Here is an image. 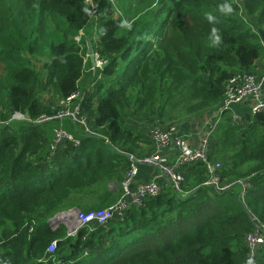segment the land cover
Instances as JSON below:
<instances>
[{"label": "trees", "instance_id": "16d2710c", "mask_svg": "<svg viewBox=\"0 0 264 264\" xmlns=\"http://www.w3.org/2000/svg\"><path fill=\"white\" fill-rule=\"evenodd\" d=\"M95 1L96 20L85 0H0V259L11 264H248L246 235L256 227L254 217L264 223V114L247 117L248 129L221 123L212 141L210 158L222 163V181H254L245 203L240 185L225 192L204 187L205 170L196 165L184 183L187 195L165 189L125 218L82 228L76 237H68L63 224L51 227L59 213L100 211L120 198L127 157L105 140L123 152L130 149L136 140L128 117L149 128L199 117L218 107L236 72H254L264 56L258 33L264 30V0ZM223 3L231 4L232 14L219 12ZM116 4L119 16H113ZM125 22L130 29L122 27ZM213 27L221 38L215 46ZM80 32L85 36L77 42ZM88 42L109 62L83 105L84 114L94 113L91 125L101 136L89 135L71 119L42 125L12 121L17 112L34 120L52 113L82 90V45L88 52ZM50 91L53 107L42 98ZM61 124L83 144L50 158L53 131ZM54 242L57 253L51 256Z\"/></svg>", "mask_w": 264, "mask_h": 264}, {"label": "built area", "instance_id": "2783aa9c", "mask_svg": "<svg viewBox=\"0 0 264 264\" xmlns=\"http://www.w3.org/2000/svg\"><path fill=\"white\" fill-rule=\"evenodd\" d=\"M85 3L91 8L92 17L96 20L99 13L98 3L95 0H85ZM84 32H80L77 37L81 41ZM98 71L96 80L102 78L101 68L107 61L102 60L98 53L94 52ZM89 60V56H87ZM89 91V90H87ZM86 92L79 90L67 99L59 102L57 108L52 113L42 115L38 119H32L28 114L20 112L12 116V121H28L42 125L50 121H63L71 119L75 123L83 126L86 133L92 136H101L91 125L89 114H84V102L88 96ZM250 102L252 104L254 116L264 114V74L256 72H236L227 82L226 93L222 101L216 108L220 118L238 104ZM231 124L241 125L244 128L242 117H233ZM179 128L177 124H155L150 129V141L153 144V150L146 154H136L123 152L111 141H106L111 149L120 151L127 157L128 168L125 172L124 179L121 183V196L111 206L91 213H84L79 209L71 212H63L56 215L50 220L51 227L55 230L60 224L67 227V236L76 237L78 232L85 227L90 229L106 226L109 222L121 220L127 216L131 209H141L146 205L148 199H156L161 196L165 189L171 188L173 192L180 195H187L184 190V183L189 179L190 169L200 165L206 173L203 186L218 192L230 190L235 185L242 187V201L245 203V196L253 186L254 181H222L219 171L222 163L210 158L212 141L215 130L209 127L203 134L200 145L197 147L190 146L186 140L178 136ZM54 137L49 146L50 158H54L59 151L67 146H73L76 150L82 147L83 140L80 137L67 132L63 125L56 127L53 131ZM104 139L106 137H103ZM175 147L177 155L174 161H171L165 151ZM142 168H154L158 171L155 180L140 184H135ZM166 186V187H165ZM256 227L252 233L246 235L244 246L247 249L248 264H264L262 251L264 250V223L254 217ZM57 242H54L48 249L49 255L57 253Z\"/></svg>", "mask_w": 264, "mask_h": 264}, {"label": "crops", "instance_id": "0c3cea01", "mask_svg": "<svg viewBox=\"0 0 264 264\" xmlns=\"http://www.w3.org/2000/svg\"><path fill=\"white\" fill-rule=\"evenodd\" d=\"M88 64L89 68L86 66V69L84 70L81 87L87 88L89 86V89H92V85L97 78L98 71L92 66L90 58ZM254 72L257 74H264V56L257 62ZM47 95L50 100V97H52L51 91L48 92ZM44 101L47 103V99ZM235 116L242 117L244 120V129H248L250 127V122L246 120L247 117H255L253 114L252 104L247 102L244 104L234 105L223 118L219 117L217 109L214 108L199 117L180 119L176 122L179 128L178 136L184 138L190 146L197 147L200 145L203 134L206 133L209 127H213L216 131V128L220 127L221 123L226 124L229 122V124H231V121ZM138 121H141L142 123H139ZM138 121L137 123L132 124V128L135 130L134 140H136V142L130 149L135 151L137 154L150 153L153 150V144L150 141L151 128L147 127V123L145 121ZM165 153L171 161H174L177 155V149L175 147H170L165 151ZM158 175V171L154 168H142L136 178L135 184L153 181ZM197 187V184L195 186L188 185V189L191 191Z\"/></svg>", "mask_w": 264, "mask_h": 264}, {"label": "rangeland", "instance_id": "374dc122", "mask_svg": "<svg viewBox=\"0 0 264 264\" xmlns=\"http://www.w3.org/2000/svg\"><path fill=\"white\" fill-rule=\"evenodd\" d=\"M241 1V0H240ZM113 16H119L121 13H122V10H121V8H120V6L118 5V4H116L115 6H114V8H113ZM99 34H100V31H99V29L98 28H96V40H98V38H99ZM85 36V35H84ZM76 40H77V42L80 40L79 38L77 39L76 38ZM81 42V41H80ZM89 43V42H88ZM85 47L86 46H84V45H82V48L84 49V55H85V57H86V66L89 68V60L87 59V56H88V52L85 50ZM88 64V65H87ZM2 73H3V66L2 65H0V76L2 75ZM89 89V86L87 87V88H82V92H86L87 90ZM48 94V92H46L43 96H42V98L45 100V99H47V104L50 106V107H53V103H54V101H53V97H50V100H49V96L47 95ZM49 113H51V112H49ZM90 118L92 119V122H91V124L94 122V118H95V116H94V113L92 112L90 115ZM137 121L138 120H135V119H131L130 117H128L127 118V122L128 123H130V125H132V124H134V123H137ZM139 123H142L141 121H138ZM177 124V123H176ZM53 137H54V135H53ZM120 148V147H119ZM128 149V148H127ZM122 150V149H121ZM126 152H129V153H135V151H132L131 149H128ZM137 154V153H136ZM246 168H247V165L246 164H243L242 166H241V171H245L246 170ZM206 174V173H205ZM247 180V179H246ZM244 181V180H243ZM114 187H113V189H115L116 188V185H113ZM66 226L68 227V225L66 224Z\"/></svg>", "mask_w": 264, "mask_h": 264}, {"label": "clouds", "instance_id": "9594fccd", "mask_svg": "<svg viewBox=\"0 0 264 264\" xmlns=\"http://www.w3.org/2000/svg\"><path fill=\"white\" fill-rule=\"evenodd\" d=\"M218 10L221 14H224V15L232 14L234 11L231 4L229 3L220 4L218 6ZM205 15L209 22H214L216 19V17L212 15L211 13H206ZM122 27H127L130 29L131 25L125 22V24L122 25ZM210 42H211V46L218 45L221 42L220 35L218 34V31L215 27L211 29ZM0 264H11V261L0 259ZM249 264H251V261H249Z\"/></svg>", "mask_w": 264, "mask_h": 264}, {"label": "water", "instance_id": "95a60500", "mask_svg": "<svg viewBox=\"0 0 264 264\" xmlns=\"http://www.w3.org/2000/svg\"><path fill=\"white\" fill-rule=\"evenodd\" d=\"M258 33H259V35H260V37L262 39V43L264 45V30L263 29H259L258 30ZM87 46H88L87 47L88 48V56L90 58V61L92 63V66L94 68H96L97 67V63H96V59H95V55H94V49H93V46H92L91 42H89L87 44ZM108 65H109V62H107L106 64H104L101 69L104 70Z\"/></svg>", "mask_w": 264, "mask_h": 264}, {"label": "bare ground", "instance_id": "6f19581e", "mask_svg": "<svg viewBox=\"0 0 264 264\" xmlns=\"http://www.w3.org/2000/svg\"><path fill=\"white\" fill-rule=\"evenodd\" d=\"M74 209H77V208H72V209H70V210H68V211H66V212H71V211H73ZM253 232V231H252ZM251 232V233H252Z\"/></svg>", "mask_w": 264, "mask_h": 264}]
</instances>
